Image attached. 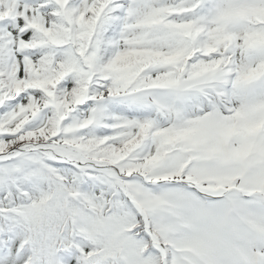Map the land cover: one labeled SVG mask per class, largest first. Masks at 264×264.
<instances>
[{
  "label": "snow or ice",
  "instance_id": "snow-or-ice-1",
  "mask_svg": "<svg viewBox=\"0 0 264 264\" xmlns=\"http://www.w3.org/2000/svg\"><path fill=\"white\" fill-rule=\"evenodd\" d=\"M0 264H264V0H0Z\"/></svg>",
  "mask_w": 264,
  "mask_h": 264
}]
</instances>
